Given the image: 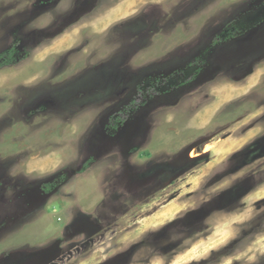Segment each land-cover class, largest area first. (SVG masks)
I'll return each mask as SVG.
<instances>
[{
  "label": "rangeland",
  "instance_id": "obj_1",
  "mask_svg": "<svg viewBox=\"0 0 264 264\" xmlns=\"http://www.w3.org/2000/svg\"><path fill=\"white\" fill-rule=\"evenodd\" d=\"M10 50L0 264H264V0H0Z\"/></svg>",
  "mask_w": 264,
  "mask_h": 264
},
{
  "label": "trees",
  "instance_id": "obj_2",
  "mask_svg": "<svg viewBox=\"0 0 264 264\" xmlns=\"http://www.w3.org/2000/svg\"><path fill=\"white\" fill-rule=\"evenodd\" d=\"M13 62V50L7 54L0 55V68L9 65Z\"/></svg>",
  "mask_w": 264,
  "mask_h": 264
},
{
  "label": "bare ground",
  "instance_id": "obj_3",
  "mask_svg": "<svg viewBox=\"0 0 264 264\" xmlns=\"http://www.w3.org/2000/svg\"><path fill=\"white\" fill-rule=\"evenodd\" d=\"M208 150H209V147L206 146V147H205V152H207ZM192 156L195 157V156H196V153H193V152H192Z\"/></svg>",
  "mask_w": 264,
  "mask_h": 264
},
{
  "label": "flooded vegetation",
  "instance_id": "obj_4",
  "mask_svg": "<svg viewBox=\"0 0 264 264\" xmlns=\"http://www.w3.org/2000/svg\"><path fill=\"white\" fill-rule=\"evenodd\" d=\"M232 29H233V32H235V31H237V30H238V28H237V27H235V26H234Z\"/></svg>",
  "mask_w": 264,
  "mask_h": 264
},
{
  "label": "snow or ice",
  "instance_id": "obj_5",
  "mask_svg": "<svg viewBox=\"0 0 264 264\" xmlns=\"http://www.w3.org/2000/svg\"><path fill=\"white\" fill-rule=\"evenodd\" d=\"M53 2L55 3V2H57V0H53ZM72 226L71 225H69V228H71Z\"/></svg>",
  "mask_w": 264,
  "mask_h": 264
}]
</instances>
